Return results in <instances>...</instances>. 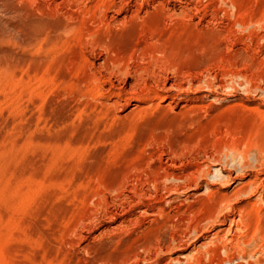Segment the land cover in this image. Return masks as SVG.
Wrapping results in <instances>:
<instances>
[{"label":"rangeland","instance_id":"rangeland-1","mask_svg":"<svg viewBox=\"0 0 264 264\" xmlns=\"http://www.w3.org/2000/svg\"><path fill=\"white\" fill-rule=\"evenodd\" d=\"M106 1L0 0V264H264V0Z\"/></svg>","mask_w":264,"mask_h":264},{"label":"bare ground","instance_id":"bare-ground-1","mask_svg":"<svg viewBox=\"0 0 264 264\" xmlns=\"http://www.w3.org/2000/svg\"><path fill=\"white\" fill-rule=\"evenodd\" d=\"M102 1H103V0H102ZM107 1H108V0H107ZM107 1H106V2H107ZM114 1H115V0H114ZM114 1H113V3H114ZM74 2H75V1H74ZM74 2H73V3H74ZM78 2H79V1H78ZM81 2H82V1H81ZM84 2H85V1H84ZM86 2H87V1H86ZM89 2H90V1H89ZM98 2H99V1H98ZM104 2H105V1H104ZM116 2H117V1H116ZM64 3H66V2H64ZM91 3H92V1H91ZM93 3H95V1H94ZM100 3H101V1L99 2V4H100ZM111 3H112V2H111ZM113 3H112V4H113ZM126 3H129V2H126L125 0H122V1H120V3H118V4L109 5V7L112 6V8H114V9L116 8L115 12H119V11L122 10V7H123ZM47 4H48V3H47ZM61 4H63V3H61ZM76 4H77V3H76ZM79 4H80V3H79ZM82 4H84V3H82ZM87 4H90V3H87ZM101 4H102V6H103V2H102ZM101 4H100V5H101ZM109 4H110V3H109ZM129 4H130V3H129ZM137 4H138V3H137ZM65 5L67 6V3H66ZM73 5H74V4H73ZM77 5H78V4H77ZM91 5H92V4H91ZM93 5H94V4H93ZM93 5H92V6H93ZM100 5H99V8L101 7ZM106 5H107V4H106ZM139 5H140V4H139ZM139 5H138V6H139ZM83 6H84V5H83ZM87 6H88V5H87ZM97 6H98V5H97ZM126 6H127V5H126ZM135 6H136V3H135ZM138 6H137V7H138ZM70 7H71V6H70ZM78 7H79V6H78ZM95 7H96V4H95ZM103 7H105V6H103ZM103 7H102V8H103ZM107 7H108V6H107ZM72 8H74V7L72 6ZM79 8H80V7H79ZM110 8H111V7H110ZM123 8H124V7H123ZM135 8H136V7H135ZM80 9H81V8H80ZM89 9H90V8H89ZM96 9H97V7H96ZM114 9H113V10H114ZM182 9H183V8H182ZM71 10H72V9H71ZM74 10H75V9H74ZM76 10H77V8H76ZM76 10H75V11H76ZM82 10H83V9H82ZM107 10H108V9H107ZM107 10H106V8H105L103 11H101L102 14H100V15H102V19H103L104 23H106V24H107V22L110 23V21H113V19L116 17V16L114 17V16H112V15H109V13H108ZM127 10H128V9H127ZM135 10H136V9H135ZM78 11H79V10H78ZM86 11H87V9H86ZM110 11H111V9H110ZM138 11H139V10H138ZM95 12H97V11H95ZM101 12H100V13H101ZM127 12H128V11H127ZM131 12H133V11H131ZM134 12H136V11H134ZM134 12H133V13H134ZM66 13H67V12H66ZM68 13H70V12H68ZM72 13H73V12H72ZM112 13H113V12H112ZM133 13H132V14H133ZM191 13H192V12H191ZM75 14H76V13H75ZM75 14H73V15H71V16H74ZM77 14H78V13H77ZM79 14H80V13H79ZM122 14H123V13H122ZM125 14H126V13H125ZM132 14H131V15H132ZM134 14H135V13H134ZM134 14H133V17L137 18L136 16H134ZM65 15H66V14H65ZM85 15H88V14L86 13ZM91 15H92V13H91ZM128 15H129V14H128ZM221 15H222V14H221ZM67 16H68V14H67ZM94 16H95V15H94ZM163 16H164V15H163ZM62 17H63V16H62ZM81 17H83V16H81ZM89 17H90V16H89ZM99 17H100L99 19H101V16H99ZM133 17H132L131 19H133ZM68 18H69V17H68ZM91 18H93V17H91ZM91 18H90V19H91ZM94 18H95V17H94ZM96 18H97V17H96ZM120 18H121V17H120ZM123 18H124V16H123ZM125 18H127V17H125ZM76 19H77V18H76ZM97 19H98V18H97ZM99 19H98V22H97V20H96L97 24H99V23L101 24V22H99V21H100ZM127 19H129V18H127ZM124 20H126V19H124ZM134 20H135V19H134ZM116 21H117V20H115V22H116ZM122 21H123V20H122ZM131 21H132V20H131ZM131 21H129V22H131ZM96 22H95V24H96ZM123 22H124V21H123ZM102 23H103V22H102ZM104 23H103V24H104ZM127 23H128V22H127ZM127 23H126V25H127ZM131 23H132V22H131ZM67 24H68V22H67ZM93 24H94V23H93ZM111 24H112V23H111ZM111 24H110V25H111ZM115 24H116V23H115ZM167 24H168V23H167ZM61 25H62V24H61ZM68 25H69V24H68ZM72 25H73V24H72ZM101 25H102V24H101ZM128 25H129V24H128ZM63 26H64V23H63ZM70 26H71V24H70ZM95 26H96V25H95ZM103 26H104V25H102V27H103ZM112 26H113V25H112ZM115 26H117V25H115ZM118 26H119V25H118ZM121 26H122V25H121ZM61 27H62V26H61ZM106 27H107V26H106ZM106 27H105V28H106ZM127 27H128V26H126V28H127ZM66 28H67V26H66ZM68 28H69V26H68ZM72 28H73V27H72ZM91 28H93V25H91ZM100 28H101V27H100ZM107 28H108V27H107ZM109 28L111 29V27H109ZM116 28H117V27H116ZM122 28H123V27H122ZM124 28H125V27H124ZM87 29H88V28H87ZM96 29H97V28H96ZM119 29H120V28H119ZM90 30H91V29H90ZM98 30H99V28H98ZM81 31H82V30H81ZM92 31H94V30H92ZM92 31H90V32L92 33ZM104 31H105V30H104ZM108 31H109V30H108ZM114 31H115V29H114ZM102 32H103V31H102ZM106 32H107V31H106ZM218 32H219V31H218ZM87 33H89V32H87ZM93 33H94V32H93ZM96 33H97V32H96ZM96 33H94V34H96ZM98 34H99V33H98ZM108 34H109V33H107V35H108ZM107 35H106V36H107ZM109 35H110V34H109ZM109 37H110V36H109ZM106 39H108V38H106ZM109 39H110V38H109ZM87 41H88V40H87ZM102 42L105 43V41H101V43H102ZM101 43H100V44H101ZM109 43H111V42L109 41ZM245 45H246V44H245ZM107 46H110V44H109V45L107 44ZM113 46H114V44H113ZM105 47H106V45H105ZM112 48H113V47H112ZM107 49H108V48H107ZM109 49H111V48L109 47ZM162 49H163V48H162ZM113 50H114V49H113ZM116 51H117V50H116ZM108 52H109V51H108ZM110 52H112V51H110ZM113 52H114V51H113ZM113 52H112V53H113ZM114 53H116V52H114ZM114 53H113V54H114ZM126 53H127V52H126ZM105 55L107 56L106 53H105ZM115 56H116V55H115ZM115 56H114V57H115ZM109 58H113V55H112V57L109 56ZM116 58H117V57H116ZM129 58H130V57H129ZM117 60H119V59H117ZM226 60H227V59H226ZM108 61H109V60H108ZM112 62H113V61H112ZM156 62H157V61H156ZM144 64H145V63H144ZM156 66H157V65H156ZM135 68H136V67H135ZM141 69H142V68H141ZM139 70H140V69H139ZM143 70H144V69H143ZM136 71H137V70H136ZM125 72H126V71H125ZM128 72H129V71H128ZM127 74H128V73H127ZM138 74H139V73H138ZM130 75H131V74H130ZM192 75H193V74H192ZM200 76H201V75H200ZM141 77H142V76H141ZM196 81H197V80H196ZM137 82H138V81H137ZM156 82H157V81H156ZM134 85H135V84H134ZM121 86H122V85H121ZM157 86H158V85H157ZM144 87H145V86H144ZM158 87H159V86H158ZM170 87H171V86H170ZM175 87H176V86H175ZM132 88H133V87H132ZM122 89H124V88H122ZM141 89H143V88H141ZM163 89H164V88H163ZM171 89H172V88H171ZM178 89H180V88H178ZM167 90H168V89H167ZM128 91H130V90H128ZM165 103H166V102H165ZM133 111H134V110H133ZM102 112H103V111H102ZM259 144H260V143H259ZM175 153H176V152H175ZM166 156H167V155H166ZM170 159H171V158H170ZM169 161H170V160H169ZM169 161H168V162H169ZM169 164H170V166L174 167V166H175V160H174V161H173V160L170 161V163H168L167 165H169ZM167 165H166V166H167ZM152 167H153V166H152ZM157 167L159 168L160 166L158 165ZM167 167H169V166H167ZM167 167H166V168H167ZM154 168H155V167H154ZM159 169H160V168H159ZM159 169H158V170H159ZM161 169H162V168H161ZM153 171H154V170H153ZM156 171H157V168L155 169L154 172H156ZM161 171L164 173L163 170H161ZM154 172H153V173H154ZM162 172H160V173L162 174L161 176H163L164 178L167 177V174H165L166 172L164 173L165 175H164ZM160 173H159V174H160ZM188 173H189V172H188ZM191 173H192V172H191ZM159 174H157V176H159ZM168 174H170V173H168ZM177 174H178V173H177ZM155 175H156V174H155ZM170 175H171V174H170ZM170 175H168V176H170ZM173 175H174V174H173ZM173 175H171V176L173 177ZM161 176H160V177H161ZM193 176H194V175H193ZM160 177H159V178H160ZM137 178H138V177H137ZM157 178H158V177H157ZM161 178H162V177H161ZM174 178H175V179H178V180L180 179V180L189 181V179H191V178H193V177H191L190 174H183V175H180V176H178V175L175 174V175H174ZM155 179H156V178H154V180H155ZM162 179H163V178H162ZM165 179H166V178H165ZM145 180H146V179H145ZM156 181H157V180H156ZM156 181H155V182H156ZM183 182H184V181H183ZM189 182H190V181H189ZM251 182H252V181H251ZM154 184H155V183H154ZM241 184H242V183H241ZM157 185H158V184H156V186H157ZM243 185H244V184H243ZM135 188H136V187H135ZM135 188H134V189H135ZM157 188H158V187H157ZM166 188H167V187H166ZM172 188H173V187H172ZM115 189H117V188H115ZM120 190H121V189H120ZM169 190H170V189H169ZM172 190H177V186H176V188H174V189H172ZM115 191H116V190H115ZM236 191H237V190H236ZM151 194H152V193H151ZM214 197H215V196H214ZM221 197L226 198V195H223V194H222ZM226 199H227V198H226ZM102 200H103V199H102ZM218 200H219V199H218ZM224 200H225V199H224ZM225 201H226V200H225ZM225 201L222 200V202H225ZM117 205H118V204H117ZM177 207H178V206H177ZM216 207H217V206H216ZM174 213H175V212H174ZM177 214H178V213H177ZM179 216H180V215H179ZM104 218H105V217H104ZM244 218H245V217H244ZM159 225H160V224H159ZM196 230H197V229H196ZM164 233H165V232H164ZM179 233H180V232H179ZM163 235H164V234H163ZM168 237H169V236H168ZM119 238H120V237H119ZM170 238H172V237L170 236ZM134 244H135V243H134ZM147 244H149V243H147ZM151 244H152V243H151ZM151 244H150V245H151ZM158 244H159V243H158ZM179 244L181 245V243H179ZM163 245H164V244H163ZM160 246H161V244H160ZM169 246H170V245H169ZM151 247H152V246H151ZM146 248H147V247H146ZM155 249H156V248H155ZM148 253H149V252H148ZM137 255H138V254H137Z\"/></svg>","mask_w":264,"mask_h":264}]
</instances>
